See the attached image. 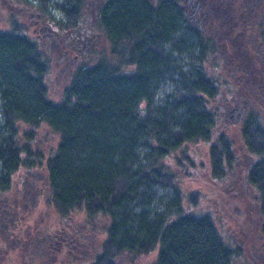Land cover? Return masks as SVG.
I'll return each instance as SVG.
<instances>
[{
	"label": "trees",
	"instance_id": "16d2710c",
	"mask_svg": "<svg viewBox=\"0 0 264 264\" xmlns=\"http://www.w3.org/2000/svg\"><path fill=\"white\" fill-rule=\"evenodd\" d=\"M11 1L60 28L94 13L92 25L111 58L60 71L67 78L53 99L46 49L18 21L30 13H13L10 29H0L2 229L18 235L21 227L12 216L17 198L9 204L2 197L12 174L43 165L47 202L58 216L54 229L35 237L40 253L75 251L80 264H121V255L151 252L149 264H234L242 244L222 238L215 208L185 209L177 174L162 163L180 149L176 162L189 174L196 163L186 143L201 140L208 144L209 176L223 185L236 178L250 194L260 244L246 264H264V0H208L205 30L189 22L180 0H97L94 12L86 0ZM209 54L219 74L206 68ZM224 95L242 108L238 141L221 116ZM42 123L57 135L48 153L32 143ZM246 155L252 161L245 165ZM27 188L22 208L32 211L40 190ZM200 194L192 191L187 206ZM76 212L84 213L78 226ZM99 229L96 247L92 235Z\"/></svg>",
	"mask_w": 264,
	"mask_h": 264
},
{
	"label": "rangeland",
	"instance_id": "374dc122",
	"mask_svg": "<svg viewBox=\"0 0 264 264\" xmlns=\"http://www.w3.org/2000/svg\"><path fill=\"white\" fill-rule=\"evenodd\" d=\"M182 3L186 4L185 0H180ZM194 4L196 0H193ZM202 2L204 9H208V21L211 20L212 11H209L208 0H199ZM97 0H87L86 4L88 6L95 5ZM211 10V9H210ZM28 8H24L23 5H18L13 3L11 0H0V29L7 30L11 27V16L13 13L20 16L21 12L30 13ZM50 14L58 16L60 14L56 9H50ZM35 11H31L30 17H34ZM30 17L27 20H23L21 17L18 21L22 23L23 29L28 31L30 38H36L35 32L32 30V25L30 23ZM49 22H52L53 26H57L53 23L52 18H48ZM61 29L60 27H58ZM97 27H93V39L92 46L88 51L83 53L85 60L92 62L98 57H105L107 59L111 58V53L109 51V46H107V41L103 38L99 39ZM41 37V35H40ZM39 43L44 45L46 55H48L49 71L46 76V83L48 85V95L53 99H58L62 86L65 83V77L60 74L74 63L71 55H67L64 59L60 58L59 50L60 48L50 42L48 39L38 38ZM43 40V41H42ZM48 43V45L44 42ZM44 42V43H43ZM96 46V47H95ZM102 46V47H101ZM95 47V48H94ZM72 58V59H71ZM214 59L211 54H209L205 61L206 68L212 67L213 72L219 74L220 66L214 65ZM65 74V73H64ZM65 77L64 81L62 80ZM61 81H63L61 83ZM226 95L218 98V103L221 109V116L224 122H228L229 114L226 109L229 106H234L228 103ZM228 130L229 133L238 141V123H231ZM222 125V124H220ZM57 142V135L54 134L48 126L44 123L36 129L34 134V139L32 143L42 149L44 153H48L52 148L55 147ZM208 144L204 141L198 140L186 143V152L194 159L195 165L192 172L185 174L183 171L184 165L177 164L176 156L180 155V149H176L173 153H170L164 157L162 163L172 169L177 174V187L182 195V201L185 209L189 211L194 210H209L215 208V221L217 228L225 241L230 243L238 242L242 244L243 254L239 258L234 260V264H246V256L250 255L253 251V246H258L260 244V239L256 235V227H254V219L256 209L250 194L246 191L245 187L240 186V182L235 178L232 179L231 184H220L213 180L208 173V156H207ZM243 158V156H242ZM245 165L252 161L249 155H246L243 159ZM199 162H201L199 164ZM204 163V164H203ZM45 170H43V165L35 168H19L12 174V182L9 190L4 193V198H8L9 204L12 200L17 198L16 202L19 204L20 208L12 211V216H14L17 221L16 224L21 226L18 235H15L10 230L2 229L3 221L0 219V264H80L76 258L77 252H70L68 250H62L61 253L56 251L54 247H46L43 253L39 252V249L35 247V237H40V234L47 230L49 232L54 229V225L57 222L58 213L53 209L51 205L48 204L47 198L49 196V190L47 185L43 186L46 182ZM25 180V181H24ZM43 180V181H42ZM25 182V183H24ZM26 184V185H25ZM37 187L40 190L38 194L37 202L31 206V210L28 208H22L23 200L22 195L25 188ZM27 188V189H28ZM171 189H169L170 191ZM195 190L201 192L198 196L196 205H189L188 195ZM167 190L160 189V193H164ZM1 197V196H0ZM232 203L234 208L231 209L228 204ZM7 205V203L5 204ZM10 206V205H9ZM84 219V213H74L72 214L73 225H81ZM6 230V231H5ZM103 238V231L101 229L97 230L92 235V244L99 245L100 240ZM80 248H83L84 243L79 244ZM79 251V250H78ZM82 253V249L80 250ZM79 251V252H80ZM32 252V253H31ZM41 254V255H40ZM76 257V258H75ZM155 257V252L151 253H141L136 255L125 254L118 258L121 264H149ZM79 262V263H78ZM259 264V262H258Z\"/></svg>",
	"mask_w": 264,
	"mask_h": 264
},
{
	"label": "flooded vegetation",
	"instance_id": "af4514ba",
	"mask_svg": "<svg viewBox=\"0 0 264 264\" xmlns=\"http://www.w3.org/2000/svg\"><path fill=\"white\" fill-rule=\"evenodd\" d=\"M185 2L186 4L180 1L179 4L188 17L189 22L199 30H205L208 27V9H204L202 2L199 0H196L195 4L193 3V0H186ZM97 6L98 2H96L95 5L90 6L92 12H94ZM93 15L88 20L86 16L80 18V21L76 26L61 29L57 26H53L52 22H49V20L40 21L38 16L30 17L29 19L32 25V30L36 33L35 36L38 41L40 40L38 38H44L48 39L50 42H54V44L60 48V58L64 59L67 55H71L74 60L72 62L76 63L85 60L86 57H84L83 53L88 51L92 46L94 39L92 31L94 26L92 24L95 22ZM231 108L232 106L228 105L226 109L228 114H232Z\"/></svg>",
	"mask_w": 264,
	"mask_h": 264
},
{
	"label": "water",
	"instance_id": "95a60500",
	"mask_svg": "<svg viewBox=\"0 0 264 264\" xmlns=\"http://www.w3.org/2000/svg\"><path fill=\"white\" fill-rule=\"evenodd\" d=\"M241 110H242L241 106H232L231 108L232 114H229V118L227 119V121L231 123L237 122L241 118L242 115Z\"/></svg>",
	"mask_w": 264,
	"mask_h": 264
}]
</instances>
